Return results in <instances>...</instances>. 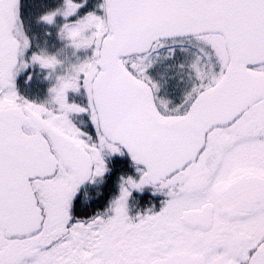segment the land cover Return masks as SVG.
Returning a JSON list of instances; mask_svg holds the SVG:
<instances>
[{
  "label": "snow or ice",
  "instance_id": "obj_1",
  "mask_svg": "<svg viewBox=\"0 0 264 264\" xmlns=\"http://www.w3.org/2000/svg\"><path fill=\"white\" fill-rule=\"evenodd\" d=\"M38 2L0 0V264H264V0Z\"/></svg>",
  "mask_w": 264,
  "mask_h": 264
},
{
  "label": "flooded vegetation",
  "instance_id": "obj_2",
  "mask_svg": "<svg viewBox=\"0 0 264 264\" xmlns=\"http://www.w3.org/2000/svg\"><path fill=\"white\" fill-rule=\"evenodd\" d=\"M40 11L41 8L39 6L38 0H21L22 18L26 20V23H30L33 26L34 30L42 36L43 29L40 26L35 25V16L38 15ZM125 171H131V169L126 167ZM119 174V170L114 169L107 180L106 187L86 185L82 188L81 191L82 193L84 191H87L89 195L95 198V200L92 202L94 205L95 201H99L101 204H104L112 195L118 192L117 179ZM98 189L100 191V196L97 197L96 193ZM134 196L136 197V200L132 202L133 211H135L137 205L142 208H147L151 204H156L157 206H159L160 200L163 199L162 196L152 197L150 192L144 194L134 193ZM93 210H97L95 206L93 207ZM79 211L83 212L85 211V209L81 208L79 209ZM87 214L91 215L92 212L88 211Z\"/></svg>",
  "mask_w": 264,
  "mask_h": 264
}]
</instances>
